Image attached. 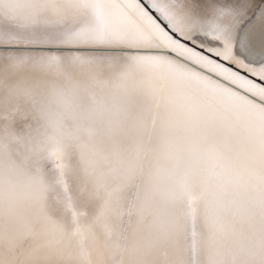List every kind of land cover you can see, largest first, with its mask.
Returning <instances> with one entry per match:
<instances>
[{
	"label": "snow or ice",
	"instance_id": "obj_1",
	"mask_svg": "<svg viewBox=\"0 0 264 264\" xmlns=\"http://www.w3.org/2000/svg\"><path fill=\"white\" fill-rule=\"evenodd\" d=\"M0 264H264V0H0Z\"/></svg>",
	"mask_w": 264,
	"mask_h": 264
},
{
	"label": "bare ground",
	"instance_id": "obj_2",
	"mask_svg": "<svg viewBox=\"0 0 264 264\" xmlns=\"http://www.w3.org/2000/svg\"><path fill=\"white\" fill-rule=\"evenodd\" d=\"M257 3H259V0H257ZM253 24L255 27L260 28L261 27V21L257 20L256 17H253Z\"/></svg>",
	"mask_w": 264,
	"mask_h": 264
}]
</instances>
